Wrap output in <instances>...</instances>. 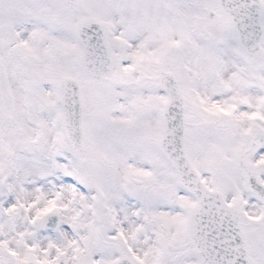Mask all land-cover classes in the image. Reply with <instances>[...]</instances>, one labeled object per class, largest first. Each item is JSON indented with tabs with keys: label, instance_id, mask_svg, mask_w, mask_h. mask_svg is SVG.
<instances>
[{
	"label": "snow or ice",
	"instance_id": "6c2138e0",
	"mask_svg": "<svg viewBox=\"0 0 264 264\" xmlns=\"http://www.w3.org/2000/svg\"><path fill=\"white\" fill-rule=\"evenodd\" d=\"M0 264H264V0H0Z\"/></svg>",
	"mask_w": 264,
	"mask_h": 264
}]
</instances>
